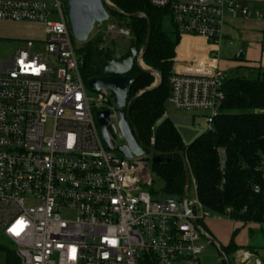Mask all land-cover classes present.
<instances>
[{"label": "built area", "instance_id": "obj_1", "mask_svg": "<svg viewBox=\"0 0 264 264\" xmlns=\"http://www.w3.org/2000/svg\"><path fill=\"white\" fill-rule=\"evenodd\" d=\"M243 1L149 0L169 12L178 36L203 37L215 47L227 14L264 18ZM0 20L39 22L45 33L44 53L27 39L0 61V231L20 264H200L202 241L212 236L198 221L223 215L204 208L192 176L186 212L181 198L154 187L148 155L123 157L110 135L114 149L106 148L95 113L108 110V126L116 128L119 109L111 91L87 93L66 1L0 0ZM113 28L96 21L93 29ZM227 77L214 54L174 70L168 103L203 111L204 132L211 130ZM117 136L124 139L120 130ZM64 210L74 217L63 218ZM220 253L219 264H226ZM253 259L264 264V256Z\"/></svg>", "mask_w": 264, "mask_h": 264}, {"label": "trees", "instance_id": "obj_2", "mask_svg": "<svg viewBox=\"0 0 264 264\" xmlns=\"http://www.w3.org/2000/svg\"><path fill=\"white\" fill-rule=\"evenodd\" d=\"M109 1L122 11L108 8L109 14L128 20L131 40L137 50L143 46L150 26L149 42L142 61L160 75L157 86L147 89L154 76L136 65L130 72L139 76L128 93L126 109L137 139L161 152L184 151L191 176L196 181L197 197L204 208L235 221L258 224L264 236V72L258 70L254 77L228 74L224 82L222 110L214 118L213 129L185 145L169 118H162L170 92L169 76L175 46L179 40L173 26L168 31L163 25L164 16L169 12L152 6L149 0ZM127 13L144 14V17L127 16ZM101 43V36L96 35L88 38L81 47L84 79L102 76L103 53L112 51L99 47ZM151 171L164 193L181 198L184 166L180 156L173 155L168 162L151 163ZM256 186L258 191H255ZM227 209L230 210L228 213ZM198 223L202 225L201 221ZM237 249L233 237L226 246H221L225 255ZM6 259L7 264H19L13 249H6ZM225 263L230 264L227 257Z\"/></svg>", "mask_w": 264, "mask_h": 264}, {"label": "rangeland", "instance_id": "obj_3", "mask_svg": "<svg viewBox=\"0 0 264 264\" xmlns=\"http://www.w3.org/2000/svg\"><path fill=\"white\" fill-rule=\"evenodd\" d=\"M66 1V0H65ZM111 2V1H110ZM229 16V15H227ZM55 19V17H51ZM170 15L164 16V27L166 30L170 31L172 28V24L170 22ZM108 23H112L114 28L112 31L106 32H97L96 30H92L88 38L94 37L96 35H100L102 39V43L99 47H103L105 49H109L112 51L113 56H118L126 51L129 42L132 39L130 34V28L128 26V20L126 19H118L113 16H109L108 19L103 21V29L106 27ZM120 28H124V30H128L129 33L122 34L120 32ZM45 38L44 28L42 23L34 22V21H16L10 22L9 24H2L0 23V61L7 59L14 51L21 47L23 42L27 39L36 40L34 41L33 51L43 52L44 53V42L39 41ZM73 46L76 48L77 56L81 59V47L83 46V42L78 41L73 37L71 34ZM38 40V41H37ZM238 42L235 41L233 45H228V43L221 42V53L220 57L222 60L221 64H226L227 62L231 63V67L227 68V66H223L224 70L228 71L229 69H233V75L241 76L245 75L248 77L256 76L258 70L255 68H250L248 66H237V60H232L233 54L236 51ZM82 60V59H81ZM143 66H147L146 64ZM222 66V65H221ZM148 67V66H147ZM155 80L151 83L153 85ZM87 93L89 96L94 97L96 95L95 92L89 89L87 86L86 88ZM165 114L162 115V118L168 117L171 123L175 126L176 130L179 132L182 142L186 145L193 141L197 136L204 132L205 120L202 116L203 111H183L174 108L168 102L165 103ZM195 114V116H192ZM118 127L113 129L111 126H107V131L110 136L114 138L116 144H120L124 142V139L118 138L117 130ZM154 138V131L152 132L151 136V144L153 143ZM117 153L121 154L116 150ZM151 168V160L150 156L147 159ZM153 184L154 187L160 188L161 183L158 181L155 182L154 175ZM192 197V194H190ZM62 217L66 219H71L74 217V212L70 210L62 211ZM213 217H210L209 222H213ZM222 221H218L217 228L220 230L222 234L225 236L230 237L234 229H232V224L229 223L227 220V216H221ZM253 233L251 236L248 234V229L246 227L241 228L234 234L233 241L235 243H240L243 247H254L258 251V254L261 255V258L264 256V236L260 229V226L257 224L253 227ZM249 242V245L246 246V242ZM219 241V240H218ZM205 245L203 252L199 255L198 261L200 264H219V256L220 251L219 247L213 243L202 241ZM219 243V242H218ZM6 249H13L15 251L14 243L6 238L2 232L0 231V264H7L6 259ZM230 264H234V257L232 253H227L226 255ZM20 264V261H19Z\"/></svg>", "mask_w": 264, "mask_h": 264}, {"label": "water", "instance_id": "obj_4", "mask_svg": "<svg viewBox=\"0 0 264 264\" xmlns=\"http://www.w3.org/2000/svg\"><path fill=\"white\" fill-rule=\"evenodd\" d=\"M67 15L71 34L80 42H86L90 33L94 28V23L104 21L110 16L108 8L122 12L118 7L109 3L107 0H66ZM127 16H141L144 14H130ZM150 37V26L148 25L145 42L140 50H137L135 42L131 40L125 52L118 56L106 51L103 53V61L101 64L102 76L89 77L86 79L87 86L93 91H111L113 105L119 109L118 127L124 137V143L117 145L116 150L121 152L123 157L130 158L132 154L148 155L152 163L171 161V156L178 155L182 158L184 166V185L181 195V204L184 211H188L187 200L190 193L191 173L184 151L161 152L152 147L143 145L134 133L135 128L131 125L127 118L128 101L127 96L133 83L138 79V75L130 74L133 66L136 65L141 71L151 73L156 78V82L147 87L152 89L160 81V75L151 68H145L141 65L142 55L147 48ZM232 73V70L229 71ZM142 91V90H141ZM138 95V94H136ZM98 128L102 141L108 150H113V141L110 139L107 126L109 124V111L99 110L95 113ZM113 129L114 126L111 125ZM195 226L199 227L196 220H193ZM212 242L215 240L212 238ZM221 250V246L215 242Z\"/></svg>", "mask_w": 264, "mask_h": 264}, {"label": "crops", "instance_id": "obj_5", "mask_svg": "<svg viewBox=\"0 0 264 264\" xmlns=\"http://www.w3.org/2000/svg\"><path fill=\"white\" fill-rule=\"evenodd\" d=\"M243 3L248 6L249 9L254 11L257 10L264 14V0H244ZM227 15L229 16H226V22L223 27V37L216 47L212 46L210 42L203 37L190 35L179 36L178 44L175 46L172 71L188 66L196 67L202 58L210 57L214 54L218 59L219 67L227 74H230V70H232L233 73V69L225 71L223 67L227 66V68H230L232 65L231 63L227 62L226 64H221V42L233 45L234 42L237 41L238 44L237 48H235L236 51L233 54V58H231L232 60L238 61L234 64L237 66L252 67L264 72V18H247L243 17L241 14ZM10 22L16 21L0 20V23L2 24H9ZM237 53H240V55L237 56ZM141 63L142 66L145 65L143 61H141ZM144 67L148 68L147 66ZM154 80L156 82L155 76ZM166 102H168L167 99L165 103ZM164 113L165 109L163 111V114ZM192 116L196 117L195 114H192ZM212 220L213 222H209V218L204 220L202 226L204 230L212 236L215 242H219L218 244L220 246H226L231 241V238L235 236L234 234H236L239 229L244 227L248 229V234L251 236L254 230L253 227L257 225L252 222L243 223L241 221H235L227 218L226 221L231 223L232 229H234L231 236L228 237L222 234L217 228L216 222L222 221V218L213 217ZM215 242L211 243L217 246ZM245 242L246 246H251L247 240ZM235 245L238 249L232 253L234 257V264H255L253 257L261 258V255L258 254L255 246L243 247L240 243H235Z\"/></svg>", "mask_w": 264, "mask_h": 264}, {"label": "bare ground", "instance_id": "obj_6", "mask_svg": "<svg viewBox=\"0 0 264 264\" xmlns=\"http://www.w3.org/2000/svg\"><path fill=\"white\" fill-rule=\"evenodd\" d=\"M142 64V63H141Z\"/></svg>", "mask_w": 264, "mask_h": 264}, {"label": "snow or ice", "instance_id": "obj_7", "mask_svg": "<svg viewBox=\"0 0 264 264\" xmlns=\"http://www.w3.org/2000/svg\"><path fill=\"white\" fill-rule=\"evenodd\" d=\"M114 243V242H113Z\"/></svg>", "mask_w": 264, "mask_h": 264}]
</instances>
